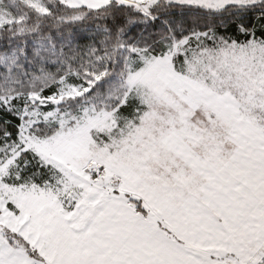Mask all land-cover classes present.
Returning a JSON list of instances; mask_svg holds the SVG:
<instances>
[{"label": "snow or ice", "instance_id": "6c2138e0", "mask_svg": "<svg viewBox=\"0 0 264 264\" xmlns=\"http://www.w3.org/2000/svg\"><path fill=\"white\" fill-rule=\"evenodd\" d=\"M0 264H264V0H0Z\"/></svg>", "mask_w": 264, "mask_h": 264}]
</instances>
